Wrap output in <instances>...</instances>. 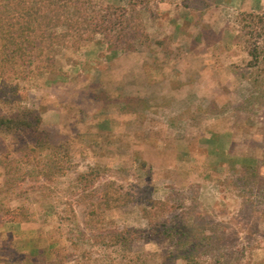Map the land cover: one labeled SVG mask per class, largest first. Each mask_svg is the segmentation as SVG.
Segmentation results:
<instances>
[{"label": "rangeland", "instance_id": "1", "mask_svg": "<svg viewBox=\"0 0 264 264\" xmlns=\"http://www.w3.org/2000/svg\"><path fill=\"white\" fill-rule=\"evenodd\" d=\"M130 1L149 44L115 52L98 36L60 48L59 74L15 77L50 136L28 158L0 130V264L160 261L168 241L94 240L99 227L145 228L142 195L185 205L204 234L224 237L206 263L264 264V189L251 192L241 177L255 159L264 179V102L244 103L257 88L242 74L250 57L240 24L243 11L264 13V0ZM128 95L143 99L141 110L128 111ZM90 168L101 177L85 189L78 174ZM106 191L138 198L92 214Z\"/></svg>", "mask_w": 264, "mask_h": 264}, {"label": "trees", "instance_id": "2", "mask_svg": "<svg viewBox=\"0 0 264 264\" xmlns=\"http://www.w3.org/2000/svg\"><path fill=\"white\" fill-rule=\"evenodd\" d=\"M240 24L250 57L242 74L257 88V92L244 103L252 104L253 100L264 102V13L243 11ZM98 36L115 52L134 51L137 43L147 45L151 41L138 1L124 4L122 0H0V130L17 139L26 157L47 145L50 133L42 128L41 112L22 105L27 93L15 77L59 74L60 48H77ZM124 101L130 112L143 107V99L138 96H125ZM14 106L18 108L1 110L2 107ZM251 163L242 168L241 177L245 179V185L251 192L257 186L264 189L259 162L251 159ZM100 177L97 169L90 168L78 174V182L87 189ZM137 198L132 192L114 194L106 191L98 203L93 204L92 214H99L101 207L112 209ZM140 198L142 214L148 222L145 228L99 227L94 240L124 248L141 239L160 240L170 242L172 249L163 254L160 261L137 255L128 264H170L178 259L184 264H209L203 260L204 254L215 248L220 250V245L225 243L222 235L204 234L201 224L188 217L189 210L185 205L150 195ZM5 211L9 215L10 208H5ZM12 214L16 215L10 218L20 220L18 212ZM232 256L226 248L228 260Z\"/></svg>", "mask_w": 264, "mask_h": 264}]
</instances>
